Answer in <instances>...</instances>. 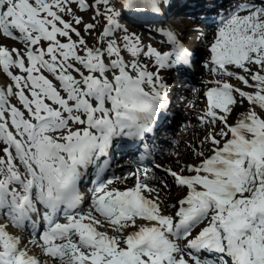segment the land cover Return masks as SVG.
I'll return each instance as SVG.
<instances>
[{
    "label": "snow or ice",
    "instance_id": "6c2138e0",
    "mask_svg": "<svg viewBox=\"0 0 264 264\" xmlns=\"http://www.w3.org/2000/svg\"><path fill=\"white\" fill-rule=\"evenodd\" d=\"M172 6L0 0V264H264V0H227L206 51ZM197 62L180 128L198 134L153 163L168 73ZM117 154L158 183L109 175Z\"/></svg>",
    "mask_w": 264,
    "mask_h": 264
},
{
    "label": "bare ground",
    "instance_id": "6f19581e",
    "mask_svg": "<svg viewBox=\"0 0 264 264\" xmlns=\"http://www.w3.org/2000/svg\"><path fill=\"white\" fill-rule=\"evenodd\" d=\"M176 8H177V9H181L182 7L178 8V6H176ZM176 8H175V9H176ZM182 9H183V8H182ZM184 9H185V8H184ZM186 25H188V23H185V26H186ZM202 40H204V38H202ZM176 84H179V81H178V80L176 81ZM175 116H176V115H175ZM170 119H171V118H170Z\"/></svg>",
    "mask_w": 264,
    "mask_h": 264
},
{
    "label": "rangeland",
    "instance_id": "374dc122",
    "mask_svg": "<svg viewBox=\"0 0 264 264\" xmlns=\"http://www.w3.org/2000/svg\"><path fill=\"white\" fill-rule=\"evenodd\" d=\"M186 3H188V1H184V4H183L182 2H179L178 4H181V5L183 4V5H185ZM183 5H182V6H183ZM177 6L180 7V5H177ZM182 6H181V7H182ZM184 8H185V7H183V9H184ZM201 39H202V38H201Z\"/></svg>",
    "mask_w": 264,
    "mask_h": 264
}]
</instances>
